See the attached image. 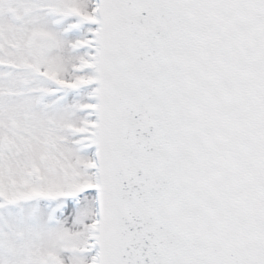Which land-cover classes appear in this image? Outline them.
I'll return each mask as SVG.
<instances>
[{
  "label": "snow or ice",
  "instance_id": "6c2138e0",
  "mask_svg": "<svg viewBox=\"0 0 264 264\" xmlns=\"http://www.w3.org/2000/svg\"><path fill=\"white\" fill-rule=\"evenodd\" d=\"M0 264H264V0H0Z\"/></svg>",
  "mask_w": 264,
  "mask_h": 264
}]
</instances>
